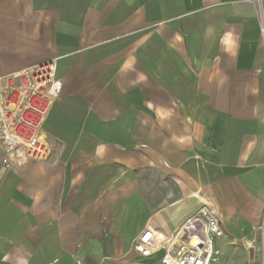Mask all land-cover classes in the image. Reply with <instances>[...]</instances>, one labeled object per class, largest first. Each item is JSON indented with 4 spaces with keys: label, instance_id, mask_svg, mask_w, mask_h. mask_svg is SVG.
Masks as SVG:
<instances>
[{
    "label": "crops",
    "instance_id": "obj_1",
    "mask_svg": "<svg viewBox=\"0 0 264 264\" xmlns=\"http://www.w3.org/2000/svg\"><path fill=\"white\" fill-rule=\"evenodd\" d=\"M49 59L50 155L6 169L0 143V264H162L133 239H167L202 204L224 230L211 264H261L254 1L0 0V76Z\"/></svg>",
    "mask_w": 264,
    "mask_h": 264
},
{
    "label": "built area",
    "instance_id": "obj_2",
    "mask_svg": "<svg viewBox=\"0 0 264 264\" xmlns=\"http://www.w3.org/2000/svg\"><path fill=\"white\" fill-rule=\"evenodd\" d=\"M252 1L258 7L264 32V0ZM61 87L55 59L0 76L1 163L6 169L20 167L27 159L46 160L50 155L43 124ZM223 233L215 210L202 204L167 239L145 226L133 239L132 248L146 256L163 246L162 264H211L215 259L214 240Z\"/></svg>",
    "mask_w": 264,
    "mask_h": 264
}]
</instances>
